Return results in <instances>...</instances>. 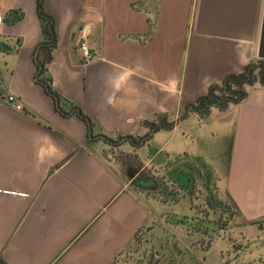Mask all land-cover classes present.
<instances>
[{"label": "crops", "instance_id": "crops-1", "mask_svg": "<svg viewBox=\"0 0 264 264\" xmlns=\"http://www.w3.org/2000/svg\"><path fill=\"white\" fill-rule=\"evenodd\" d=\"M36 1L0 0V259L112 264L157 223L158 174L181 188L214 180L241 216L264 217V89L246 87L242 102L205 114L192 107L264 62V0H44L63 112L34 82ZM107 145L133 151V166ZM138 177L156 185L141 190Z\"/></svg>", "mask_w": 264, "mask_h": 264}, {"label": "rangeland", "instance_id": "rangeland-1", "mask_svg": "<svg viewBox=\"0 0 264 264\" xmlns=\"http://www.w3.org/2000/svg\"><path fill=\"white\" fill-rule=\"evenodd\" d=\"M114 147L107 145L106 154L133 166V151ZM195 168L189 174L196 176ZM208 171L206 179L212 175ZM158 176L165 186L152 193L160 206L157 223L147 225L139 245L115 264H264V217L241 216L214 180H193L181 188Z\"/></svg>", "mask_w": 264, "mask_h": 264}, {"label": "trees", "instance_id": "trees-1", "mask_svg": "<svg viewBox=\"0 0 264 264\" xmlns=\"http://www.w3.org/2000/svg\"><path fill=\"white\" fill-rule=\"evenodd\" d=\"M44 0L36 1V13L40 23L41 36L39 43L33 52V63L35 66L34 82L39 85L56 104L57 111L63 112V100L53 90L52 81L48 74L47 67L52 59V54L56 48V38L54 33L53 19L45 12L43 7ZM10 23H16L20 20L21 15L16 12L9 14ZM258 85L264 89V62L250 63L244 71L237 75L226 77L223 84L211 86L207 94L199 98L192 107L195 111L205 114L209 108L216 107L224 109L230 104H238L247 97L246 87ZM73 107V106H71ZM76 116L82 121H86V117L82 112L76 113ZM144 228L137 230L133 236V246L139 245V237L143 234ZM126 252H122L112 262L115 264L117 259ZM0 264H6L0 259Z\"/></svg>", "mask_w": 264, "mask_h": 264}, {"label": "built area", "instance_id": "built-area-1", "mask_svg": "<svg viewBox=\"0 0 264 264\" xmlns=\"http://www.w3.org/2000/svg\"><path fill=\"white\" fill-rule=\"evenodd\" d=\"M79 52L83 59L85 60H91L94 58V53L88 48L85 41H81V43L78 46ZM5 102L10 106L11 109L15 111H21L22 106L19 102L16 101V99L12 95H7L5 97Z\"/></svg>", "mask_w": 264, "mask_h": 264}, {"label": "water", "instance_id": "water-1", "mask_svg": "<svg viewBox=\"0 0 264 264\" xmlns=\"http://www.w3.org/2000/svg\"><path fill=\"white\" fill-rule=\"evenodd\" d=\"M135 176V174L130 175L128 178L132 179ZM133 185L141 190H152L153 187L156 185V181L152 180L150 182H146L144 180L141 179V177L136 178L133 181Z\"/></svg>", "mask_w": 264, "mask_h": 264}, {"label": "flooded vegetation", "instance_id": "flooded-vegetation-1", "mask_svg": "<svg viewBox=\"0 0 264 264\" xmlns=\"http://www.w3.org/2000/svg\"><path fill=\"white\" fill-rule=\"evenodd\" d=\"M131 173H133V170L130 168V167H125V165H124V175L126 176V177H128V176H130L131 175Z\"/></svg>", "mask_w": 264, "mask_h": 264}]
</instances>
